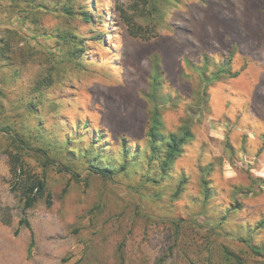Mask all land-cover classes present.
<instances>
[{"label": "rangeland", "instance_id": "1", "mask_svg": "<svg viewBox=\"0 0 264 264\" xmlns=\"http://www.w3.org/2000/svg\"><path fill=\"white\" fill-rule=\"evenodd\" d=\"M155 107L188 135L170 179L66 173L88 176L66 144L145 154ZM0 126L56 161L24 157L51 195L24 214L0 135V264H264L243 242L264 243V0H0Z\"/></svg>", "mask_w": 264, "mask_h": 264}, {"label": "trees", "instance_id": "2", "mask_svg": "<svg viewBox=\"0 0 264 264\" xmlns=\"http://www.w3.org/2000/svg\"><path fill=\"white\" fill-rule=\"evenodd\" d=\"M66 10L69 14L72 12L71 8ZM85 18L87 21L91 20L89 12L85 14ZM78 45L82 46V43H79ZM153 64L154 80L159 82L158 72L160 65L156 61H154ZM224 75H231L230 70L222 68L213 75H210L208 80L211 82L219 81ZM235 76H238V74ZM153 100L156 101V97H153ZM160 119L161 115L159 109L158 107H155L147 132V138L149 141L148 148L145 154L141 156L138 151L132 152L131 147L124 143L123 150L120 151L119 155L121 157H113L110 155L109 149L105 148L104 143L100 138L96 139L97 141L95 142L92 141L87 148L71 147L69 144H66L65 150H67V153L69 152L68 155H71L70 157L73 156L74 159H76V155L78 156L77 161H80L79 164L84 167L88 176L85 180H82V173H79L73 167H65L66 173L71 175V178L77 182H85L86 185H89L94 177L112 181L119 175L129 174L132 170L137 169L139 163H142L146 168V172L141 177L142 182L140 183V186H136L135 188L146 189L149 185H160L172 177L170 169L182 153L183 146L188 140V135H185L182 138L173 134L170 136H164L160 130L162 126ZM1 134L9 135L12 138L13 146L16 148V153L15 156L13 155V158L17 163V165H14L17 180L13 186V190L22 193V200L25 202V214L27 210L34 208L40 200L48 195L49 183L46 173L43 177L33 174L28 165L24 163V157L28 155L30 151L36 150L42 154L47 166L56 165V161L51 158L47 149L34 148L24 134L15 131L11 127L0 126V135ZM204 186L207 200L211 197L210 190L212 189V186H209L206 182L204 183ZM180 192L181 188L179 187L177 194H180ZM48 196L51 198L50 194ZM238 206L240 207V205ZM222 221L230 222V220L227 219H223ZM20 224L25 225L28 228L31 226L30 222L26 219L22 220ZM261 227H264V223H261ZM211 230L213 234V228ZM243 242L248 244L250 250H252L255 255L264 258V243H255L250 236L249 238L243 239ZM225 252H227L228 256L235 259L237 262H240V257L235 255L233 251L226 249ZM211 264H215V262L212 260Z\"/></svg>", "mask_w": 264, "mask_h": 264}]
</instances>
